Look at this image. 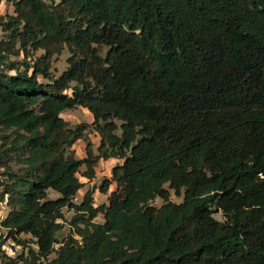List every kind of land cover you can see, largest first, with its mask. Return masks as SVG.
<instances>
[{
	"label": "trees",
	"instance_id": "obj_1",
	"mask_svg": "<svg viewBox=\"0 0 264 264\" xmlns=\"http://www.w3.org/2000/svg\"><path fill=\"white\" fill-rule=\"evenodd\" d=\"M7 1L0 139L27 149L17 169L0 155V264H264V0ZM30 49L44 54L9 58ZM79 106L100 136L83 158L72 147L89 125L62 116ZM111 158L108 203H74L81 168L93 180Z\"/></svg>",
	"mask_w": 264,
	"mask_h": 264
},
{
	"label": "rangeland",
	"instance_id": "obj_2",
	"mask_svg": "<svg viewBox=\"0 0 264 264\" xmlns=\"http://www.w3.org/2000/svg\"><path fill=\"white\" fill-rule=\"evenodd\" d=\"M14 4L8 2L7 0H2L0 3V15L5 16L6 14H13L14 13ZM8 32H4L0 27V40L1 39H8ZM30 54L27 52L21 53L20 56H10L9 58L12 60H24V58H28V61H35L36 59L40 58L44 54L43 50H33L30 49ZM102 55L106 54L107 48L103 47L101 49ZM70 56V52L68 49H65L62 54L55 55L53 57L52 62V72L53 74L58 77L60 76L69 66L68 64V57ZM0 68H3V66L0 65ZM14 73V71L12 72ZM40 80H44L42 77H40ZM74 84V83H73ZM62 116L69 122L70 126L75 127L78 124L81 123H87L89 125L87 131H86V139H79L72 147V150L75 152L76 156L78 158L85 157L86 154V144L88 141H92L94 143L95 149L98 147L100 143V136L94 129V127L91 125L94 117L92 113L84 108V107H76L73 109L65 110L62 113ZM5 135H10V131H5ZM10 141H6L4 139H0V155H3L4 161L8 163V165L12 169H17L21 163L20 159L25 157L26 155V149L27 146H23L18 150H12L9 148ZM122 162V160H119L117 158H111L108 160H101L99 167L97 168V175L96 178L93 180H89L88 178L81 175L83 171H85L86 167L83 166L80 170V173L78 174L82 181L85 182V186L77 193V195L74 198V203H81L83 201L84 195L86 192L90 191L93 193L95 205H100L102 203H108V196L109 194L115 189V185H111L109 192L107 194L101 192L100 185L102 181L105 178H110L112 176L111 171L112 168L117 164ZM4 168L0 167V179H7V177L4 175ZM166 187H169L168 184H166ZM171 196L170 198L176 202H181L183 200V196H179L175 193L173 189H170ZM60 196V194L50 189L49 190V197L52 199H56ZM163 203V200L160 198L155 199L152 204L155 206H160ZM9 211V207L5 204V202L0 200V218L4 219ZM63 212L66 217V226L63 228V230L58 234L59 239H63L64 237L68 236L70 233V221L72 217L75 215L74 209H69L68 207L63 208ZM214 216L223 221L224 217L221 213L216 212ZM96 221H104V218L102 215H99L96 218ZM6 237V229L3 227H0V240L4 239ZM23 238L27 240L34 241V238L31 235L23 234ZM32 243V242H31ZM34 247L36 245L32 243ZM2 249L6 251L9 255H12L13 257H16L21 252L27 253V248L24 249L22 245L17 244L16 242L12 241L11 239H7L5 244L3 245ZM56 256L55 253L50 255V258H54Z\"/></svg>",
	"mask_w": 264,
	"mask_h": 264
},
{
	"label": "built area",
	"instance_id": "obj_3",
	"mask_svg": "<svg viewBox=\"0 0 264 264\" xmlns=\"http://www.w3.org/2000/svg\"><path fill=\"white\" fill-rule=\"evenodd\" d=\"M62 244V243H61Z\"/></svg>",
	"mask_w": 264,
	"mask_h": 264
}]
</instances>
